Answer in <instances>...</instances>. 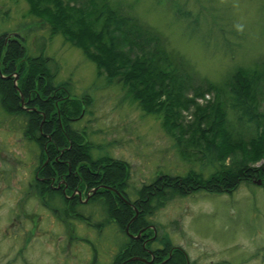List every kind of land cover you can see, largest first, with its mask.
I'll list each match as a JSON object with an SVG mask.
<instances>
[{"label":"trees","instance_id":"trees-1","mask_svg":"<svg viewBox=\"0 0 264 264\" xmlns=\"http://www.w3.org/2000/svg\"><path fill=\"white\" fill-rule=\"evenodd\" d=\"M25 2L30 12L38 15L39 20L53 34L60 32L84 48L96 63L97 76L105 72L110 78H114L115 84L125 90L133 102L138 103L141 111L159 114L164 126L173 130L176 128L180 133L176 141L184 158L196 162L205 159L206 163L213 166L217 163L218 167L213 170L209 179L204 178L202 170L195 171L193 168L182 176L169 177L157 172L150 178L142 179L137 186H132L136 200L128 203L127 193L121 191L120 186H130V163L102 151L104 146L89 140L86 128L79 126L83 116L91 114L85 109L91 98L85 95L75 98L71 88H68L69 83L58 80L60 68L57 63L47 61L48 58L42 56L29 57L21 40L20 43L17 39L12 41L1 34L0 125L7 133L0 143V188H6L0 192V200H9L7 204L12 207L11 218L17 212L32 211L44 201H49L52 207H61V213L65 214L66 211L62 209L67 200L63 194L48 189L56 181L51 182L50 178L42 181L40 177L47 172V176L50 174L59 180L60 176L70 171L75 183L84 186L79 181L80 176L88 189H97L96 195L88 203L77 201L76 207L87 209L82 211L84 215L92 210L96 211L97 215L90 214L93 219L99 220L100 224L117 227V236L107 239L102 249L109 248V244H117L124 238L141 251V240H136L131 235H137L143 228L147 236L152 235L154 229L151 225H156L153 222L147 223V216L154 213L152 209H158L176 196L185 197L190 192L229 194L242 182L249 183L255 177L264 179V165L248 166L249 163L264 158V127L260 125L262 117L252 109L251 104L255 98L250 83L257 72L252 74V71L240 70L241 75L236 73L230 79L231 82L223 87L221 84L207 82L204 91H213L216 100L214 97L208 105L199 107L195 97L202 95L204 91L194 85V77L191 76L193 73L187 70L185 59L179 53L177 56L173 55L161 45L160 40L153 37L155 33L146 30V24L136 16L124 13L119 1L80 0V4L73 6L63 5L60 0ZM109 25H113L115 30L110 32ZM116 31H120V34H115ZM188 86L195 88L191 97L184 94ZM225 88H229L230 92ZM241 89L247 94L241 96ZM190 106H195L194 111H198L190 123L183 125L182 110H188ZM229 111L234 114L236 123L245 124L247 128L234 131V128L228 126ZM14 133L23 137L21 142L24 148L30 151L35 147L38 151V163L30 178L28 177L24 186L20 180H16V189L8 185L9 176L13 175L14 158L29 167L32 165H29V159H18L11 154V146L15 145L16 140H9L7 137ZM260 143L261 146H258ZM32 144L33 147H30ZM236 152L246 156L242 163L237 164L239 161L234 160L232 167H229L231 161L228 162L230 164L220 165V160L223 161ZM28 158L31 160L30 156ZM57 159L63 161V164ZM232 168L237 171L226 174ZM74 172H77L76 176ZM115 190H119L120 195ZM67 217L75 225L85 223L86 220L80 215ZM246 225L249 229V224ZM251 225L255 227V224ZM96 227L97 225L94 230ZM245 231L247 234V230ZM252 235L256 236V232H251ZM160 239L163 240L159 236L153 244L149 243L147 246L155 247L156 243H161ZM16 240L17 238L10 241L0 237V246L4 242L10 245L8 249L1 251L0 264H17L18 261L10 262V259L15 258L17 250L26 253L32 250L27 246H19L20 243ZM39 240L33 238L32 244H38ZM187 246L189 249L186 250L168 239L164 253L152 264L161 262L169 249L178 255L176 258L179 264H185V256L195 255L190 249L192 245ZM198 250L197 255L203 257L201 249ZM203 259L207 262L205 264H218L214 262L216 259H221L219 264H229L226 258L221 257ZM173 263L170 259L166 264Z\"/></svg>","mask_w":264,"mask_h":264},{"label":"rangeland","instance_id":"rangeland-1","mask_svg":"<svg viewBox=\"0 0 264 264\" xmlns=\"http://www.w3.org/2000/svg\"><path fill=\"white\" fill-rule=\"evenodd\" d=\"M110 1L122 3L124 13L145 23V29L154 32L153 37L158 38L173 55L179 53L185 59L187 70L193 73L194 85L203 91L207 82L221 84L222 87L227 85L236 73L241 75L240 70L252 71V74L257 72L250 83L255 98L251 107L262 117L260 125L264 127V0ZM60 2L72 6L80 4V0ZM39 18L30 12L25 0H0V35L4 34L12 41L17 39L19 43L21 40L29 57L42 56L57 63L60 68L58 80L69 83L73 96L91 98L85 108L91 114H85L79 126L86 128L89 140L104 146L102 151L130 163L131 187L120 186L130 201L136 200L132 186L157 172L173 177L182 176L193 168L202 170L204 178L209 179L218 167L217 163L213 166L205 159L196 162L184 158L176 141L180 135L176 128L164 126L159 114L141 111L138 103L133 102L105 72L97 76L96 63L84 48L60 32L53 34ZM108 30L112 32L114 26L109 25ZM115 34H120V31ZM225 89L230 92L229 88ZM194 91V87L188 86L184 94L191 97ZM246 94L241 89V96ZM212 99L216 100L213 91H204L195 97L199 107ZM244 99L247 101L248 98L245 96ZM194 109L195 106H190L188 110H182L183 125L191 122L198 111ZM10 122L14 124L13 120ZM228 126L234 131L247 128L245 124L236 123L231 111L228 112ZM6 133L0 125V143ZM17 135L14 133L7 137L16 140L11 146V154L18 159H29V165L34 167L14 158L13 175L9 176L8 183L10 187L17 185L16 180L23 185L38 163L37 149L34 147L29 151L24 148L23 137ZM244 159L245 155L236 152L219 163L224 166L231 161L229 167H232L234 160L239 161L236 162L238 164ZM260 165H264V158L248 164L253 167ZM236 171V168L228 169L226 174ZM248 182H242L229 194L189 191L185 197L176 196L158 209H152L154 213L147 216V223H155L156 237L165 233L166 240L170 239L186 250L189 249L187 245H192L190 249L195 254L200 248L203 257L226 258L229 264H264V186ZM7 203L9 200H0V227L9 218ZM251 232H256V236H251ZM40 243L43 244L39 241L35 245ZM9 246L4 242L0 253ZM30 249L41 248L32 246ZM203 257L201 261H204ZM29 259L35 262L43 260L36 253L30 254Z\"/></svg>","mask_w":264,"mask_h":264},{"label":"flooded vegetation","instance_id":"flooded-vegetation-1","mask_svg":"<svg viewBox=\"0 0 264 264\" xmlns=\"http://www.w3.org/2000/svg\"><path fill=\"white\" fill-rule=\"evenodd\" d=\"M21 99L22 104H24L22 96ZM58 161L61 163L63 162L60 160ZM47 174L46 172L45 175H41L40 179L42 181H47L50 178L51 182L56 181V184L51 183L48 189L57 190L63 194L67 202L62 210L64 212L66 211V213H61V207H52L51 204L48 203L49 201H44L40 202L38 207H34L32 211L24 213L17 212L15 213V215H17L11 218V207L7 212L9 218H7L5 223L0 227V237H5L10 241H15V238H17L16 242L20 243L19 246H27L28 249L34 246L41 249H32L28 253L23 250H17L15 258L10 259V262L15 263L18 261L17 264H152L164 253L165 243L167 244V240L164 236L165 233L160 235L163 240H166L165 243L158 242L155 244V247L151 245L150 247L147 246L149 243L153 244L154 240L158 238L156 237L158 230L154 225H151L154 229L151 236H147L144 231V234H142L141 231L144 230V228L142 230L140 229L137 235H131L134 239L141 240V251L138 247L135 249L131 241H126L124 238H121L117 244H109V248L102 249V246L105 247L104 242L107 239H113L117 236V227H112L110 224L103 225L100 224L99 220L96 221L93 219L91 215H97L96 211L92 210L90 213L84 215L82 211H86L87 209L76 207L77 201H80L79 203H88L89 200L96 195L97 189H88L80 176L78 177L79 181L82 182L84 186L82 187L75 183L73 177L70 176V171L60 176L59 180H56L58 177L54 178L50 176V174L47 176ZM73 174L76 176L77 172ZM74 183L76 187L73 186ZM13 188L16 189V186H13ZM2 189L6 188L1 187L0 192ZM117 191L120 193L119 190ZM128 201L130 202L129 199ZM10 203H12V201ZM66 215H80L84 216L86 220L85 223L75 225ZM95 225H97V227L94 230ZM126 229L128 228L126 227ZM86 232L91 235V238ZM33 238L40 239L39 241L43 244L41 245L40 243L38 246L32 244ZM159 241H161V239ZM120 243L121 246H119ZM32 253H36L39 257H42V262L30 260L29 257ZM177 256L178 255L174 253L172 249H169L166 257L157 264H166L170 259L174 261L173 264H179L176 258ZM220 260L214 262L219 264ZM201 263L205 264L207 262L206 260L201 261L200 255L185 256V264Z\"/></svg>","mask_w":264,"mask_h":264},{"label":"water","instance_id":"water-1","mask_svg":"<svg viewBox=\"0 0 264 264\" xmlns=\"http://www.w3.org/2000/svg\"><path fill=\"white\" fill-rule=\"evenodd\" d=\"M253 182H255V183H257V184H262V183H263L261 179H257V178H255V179L253 180Z\"/></svg>","mask_w":264,"mask_h":264}]
</instances>
